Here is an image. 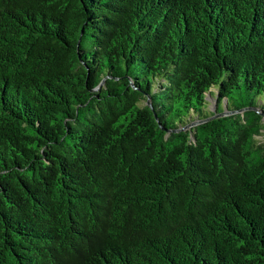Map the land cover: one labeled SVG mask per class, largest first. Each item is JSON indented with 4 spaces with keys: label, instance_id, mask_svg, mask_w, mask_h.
I'll list each match as a JSON object with an SVG mask.
<instances>
[{
    "label": "trees",
    "instance_id": "1",
    "mask_svg": "<svg viewBox=\"0 0 264 264\" xmlns=\"http://www.w3.org/2000/svg\"><path fill=\"white\" fill-rule=\"evenodd\" d=\"M251 107L264 0H0V264H264Z\"/></svg>",
    "mask_w": 264,
    "mask_h": 264
},
{
    "label": "water",
    "instance_id": "2",
    "mask_svg": "<svg viewBox=\"0 0 264 264\" xmlns=\"http://www.w3.org/2000/svg\"><path fill=\"white\" fill-rule=\"evenodd\" d=\"M103 82H104V81L102 80L101 83H100V85H101ZM131 84H132V86H133L134 88H135V87L138 88V85H136L132 80H131ZM100 85H99V86H100ZM148 104H149L150 107L153 109V112H154V115H155L156 119H157L158 121H160V120H159V116H158L157 112L155 111V109H154V107H153V105H152V102H151V99H150V98H148ZM227 107H228V105H227ZM227 107H225V109H224L222 112H220V114H228V113H232L233 111H237L236 109H234L233 111H231L230 109L228 110ZM251 108H254L255 110L260 111V109L257 108V107H251ZM242 109H243V108H241L240 110H242ZM260 112H262V114H264L263 111H260ZM217 115H218V114L215 113L212 117H215V116H217ZM195 122H198V121L196 120ZM195 122H193V123H195ZM163 128H166V127H163ZM169 130H170V129H169Z\"/></svg>",
    "mask_w": 264,
    "mask_h": 264
},
{
    "label": "rangeland",
    "instance_id": "3",
    "mask_svg": "<svg viewBox=\"0 0 264 264\" xmlns=\"http://www.w3.org/2000/svg\"><path fill=\"white\" fill-rule=\"evenodd\" d=\"M215 97V98H214ZM208 108L209 109H214L216 108V103H217V99L216 96H211L210 94H208ZM225 107H227V102L225 99ZM195 119V117L191 116L190 117V121H193ZM257 139L261 142H264V129L262 130V133H260L258 136H256Z\"/></svg>",
    "mask_w": 264,
    "mask_h": 264
}]
</instances>
